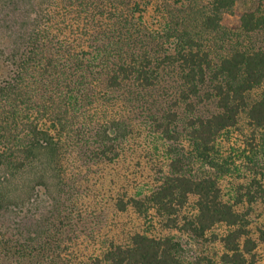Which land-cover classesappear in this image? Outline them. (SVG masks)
Returning a JSON list of instances; mask_svg holds the SVG:
<instances>
[{"label":"trees","instance_id":"trees-1","mask_svg":"<svg viewBox=\"0 0 264 264\" xmlns=\"http://www.w3.org/2000/svg\"><path fill=\"white\" fill-rule=\"evenodd\" d=\"M238 2L0 0V264H184L175 238L140 232L83 252L130 212L199 240L225 226L221 264H257L264 183L227 203L192 167L213 165L244 115L264 129V0L234 31L223 21ZM143 162L150 189L132 196L122 165Z\"/></svg>","mask_w":264,"mask_h":264},{"label":"rangeland","instance_id":"rangeland-1","mask_svg":"<svg viewBox=\"0 0 264 264\" xmlns=\"http://www.w3.org/2000/svg\"><path fill=\"white\" fill-rule=\"evenodd\" d=\"M258 3L259 0H239L234 12L225 15L223 25L231 30L238 31L241 24V16L245 12L255 9ZM241 42L245 43L246 40L242 39ZM258 46L264 47V38ZM203 108L201 107V110ZM209 109L214 110L211 106ZM213 157L215 160L213 165L205 164L206 167H202V169L193 165L194 173L198 174V176L208 175L218 178L217 180L222 190V198L227 203H234L240 188L243 186L248 187L253 181L264 183V129H256L250 126L248 119L244 115L237 128L226 132L219 139ZM129 165H125L124 167L122 165V168H130V173L133 175L131 183H129L131 188H134L131 191V195L134 196L138 185L140 189L144 190L143 193L149 191L150 188L148 189L147 187L150 185V182L148 181L152 177L149 163L143 162L139 170L132 163H129ZM136 183L137 187L135 186ZM194 202L195 199H192L190 204L183 210V218H194L196 216L197 211L195 210ZM246 207L243 208L244 211L248 209ZM251 213L250 229L254 238L258 239L260 231L264 230V204L259 203L252 207ZM164 225V221L158 219L153 212L145 217L138 216L133 212L122 216L114 215L113 217L110 215L105 228L99 227L98 229L102 235L101 237L98 235L99 244L91 245V243L87 242L82 249L85 254L96 256L104 246L105 237L107 239L127 240L130 233L140 232L157 238L167 236L175 238L183 246L184 264H221L222 248L220 244H215L212 240L215 235L221 236L228 231L225 226L217 227L205 239L199 240L190 236H184L178 231L167 230ZM88 228L93 229L94 227L90 225ZM256 259L257 264H264L263 242L258 245ZM1 264L19 263L14 259H7Z\"/></svg>","mask_w":264,"mask_h":264}]
</instances>
